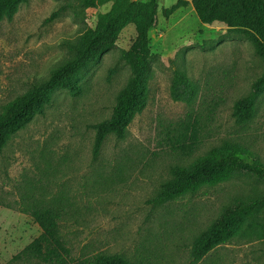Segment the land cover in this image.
I'll return each instance as SVG.
<instances>
[{
  "label": "rangeland",
  "instance_id": "obj_1",
  "mask_svg": "<svg viewBox=\"0 0 264 264\" xmlns=\"http://www.w3.org/2000/svg\"><path fill=\"white\" fill-rule=\"evenodd\" d=\"M175 3L159 0L149 33L147 103L123 139L108 135L93 159L90 126L110 116L130 78L121 52L134 43L133 25L97 64L82 70L78 95L55 90L43 114L0 152V264H44L21 255L40 234L19 211L22 204L60 210L59 230L74 259L117 254L129 264H189L195 238L226 207L264 195V176L243 173L170 202H153L173 168L188 167L224 144L248 149L264 165V85L251 121L237 124L232 117L234 103L264 75V61L244 31L201 24L191 4L165 19L162 9ZM111 5L86 9L76 0H28L11 21H1L0 112L72 58L70 46L94 31ZM176 70L196 85L189 104L170 97ZM196 264H264V208Z\"/></svg>",
  "mask_w": 264,
  "mask_h": 264
},
{
  "label": "trees",
  "instance_id": "obj_2",
  "mask_svg": "<svg viewBox=\"0 0 264 264\" xmlns=\"http://www.w3.org/2000/svg\"><path fill=\"white\" fill-rule=\"evenodd\" d=\"M28 0H0V22L11 21L21 4ZM81 8L95 9L99 3L110 0H76ZM108 12L99 15L96 29L83 33L73 44V57L52 69L49 77L33 85L21 96L6 104L0 112V152L8 141L24 129L37 115H42L50 104L52 94L60 89L72 96L80 93V73L88 65L97 64L103 54L112 50L123 29L133 25L135 40L121 52V59L129 66L130 78L118 93L110 116L90 126L94 131L92 156L96 159L108 135L125 137L127 128L147 103L146 77L150 70V31L158 20L159 0H111ZM192 5L199 22H215L229 29L242 30L252 43L254 53L264 61V0H176L161 13L168 19L179 8ZM56 16L52 13L49 19ZM264 75L252 84L251 93L234 103L232 117L237 124H245L254 116L255 100L262 91ZM173 101L191 103L197 89L183 72L174 71L170 83ZM248 173L264 176V165L248 149L236 144L213 148L207 155L188 167L172 169L173 178L162 184L153 202L162 204L205 187H213L231 179L235 174ZM264 208V195L250 202H239L226 207L224 212L199 234L190 249L189 264H196L216 247L226 244L239 232L246 219ZM19 211L28 215L40 229V234L21 252L22 256L37 259L44 264H129L122 256L95 255L90 259H74L59 230L61 212L56 207L21 205ZM251 227V223L247 224Z\"/></svg>",
  "mask_w": 264,
  "mask_h": 264
}]
</instances>
